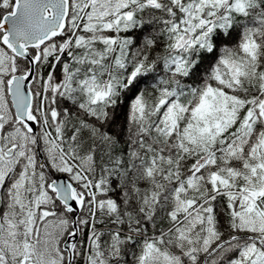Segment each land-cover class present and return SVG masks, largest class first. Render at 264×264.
<instances>
[{"label": "trees", "instance_id": "1", "mask_svg": "<svg viewBox=\"0 0 264 264\" xmlns=\"http://www.w3.org/2000/svg\"><path fill=\"white\" fill-rule=\"evenodd\" d=\"M211 1L70 0L64 33L31 50L41 54L35 135L15 119L7 93L9 77L29 63L1 44L0 31L8 104L7 115L0 108V264L25 256L45 264L47 252L48 262L67 263L73 213L49 189L62 174L84 196L72 264H264L254 246L256 237L264 243L256 210L264 184L210 188L211 164L231 151L243 154V167L228 179L245 180L255 144L264 181V67L253 75L264 42L243 26L264 20L259 9L244 12L264 0ZM12 6L0 0V22ZM251 44L257 62L241 74L237 56ZM247 191L260 193L257 205ZM249 207L261 217L256 232L241 228Z\"/></svg>", "mask_w": 264, "mask_h": 264}, {"label": "water", "instance_id": "2", "mask_svg": "<svg viewBox=\"0 0 264 264\" xmlns=\"http://www.w3.org/2000/svg\"><path fill=\"white\" fill-rule=\"evenodd\" d=\"M69 13L70 0H14L11 12L1 18L2 45L16 58L26 59L29 63L27 73H15L9 77L7 93L15 119L25 125L32 135L37 133L38 121L32 113L34 95L31 85L41 54L31 53V50L41 49L51 39L62 35L67 27ZM183 39L185 36L181 41ZM11 153L12 150H9L8 154ZM49 189L55 194L56 200L74 214L73 231L62 246L67 253L66 264H72L80 238L77 219L84 196L79 195L73 182L64 174L54 177Z\"/></svg>", "mask_w": 264, "mask_h": 264}, {"label": "rangeland", "instance_id": "3", "mask_svg": "<svg viewBox=\"0 0 264 264\" xmlns=\"http://www.w3.org/2000/svg\"><path fill=\"white\" fill-rule=\"evenodd\" d=\"M211 2H213V0ZM150 4L153 5L154 2H150ZM244 8L245 7H242V6L238 7L237 11L238 10H239L238 12L244 11L245 10ZM256 9H259L258 11L260 12L261 15L264 14V8H253L251 13L253 14L256 11ZM208 13L209 14L212 13V9H209ZM206 19H208V18H206ZM208 21L210 22L212 20L208 19ZM263 22H264V20H262V22H259L257 19H255L253 24H251V22H249V23H246L247 24L246 26L245 25H243V26H244L245 30L252 32L251 36L254 37L255 40L260 39V41L264 42V27H262L264 25H261ZM197 26H200L199 21L197 23ZM230 46H232V44ZM246 46L247 47L243 48L242 52H240L239 55L237 56L238 63H240L242 65V69L239 70V72L241 70H243L241 72V74H245L246 70L251 69L250 67L252 66V62L253 63L256 62V57L251 56L253 50H255L254 45L251 44V45H246ZM243 47H244V44H243ZM231 49L234 50L235 48H231ZM249 55H250V57H249ZM246 63H248V65L250 67H245ZM259 64L262 65V67L259 66ZM263 67H264V61L259 60L258 64L253 67V69L255 68V70L253 71V75L258 74L260 69L262 70ZM262 73L264 74V71ZM246 82H247V80H244V83H246ZM253 97H254L253 100H255L254 95H253ZM256 97L261 99L263 96L261 97V94L258 93L256 95ZM6 101H7L6 96H5V94H3V96L0 100V108H1V111L3 113L6 112V115H7L8 104L6 103ZM263 107H264V97L259 102V108H260L261 112H263ZM44 110H45V107H44L43 103H41L40 113L45 118ZM21 135H22V137H24V138H22V140H27L28 137H26L24 132H22ZM256 145L257 144H255L251 148L249 156H248L249 159H254V160H256V162L253 164L249 163V166L245 169L246 172L248 173L245 180H243L244 178L241 179L239 176L234 177L233 180L228 179L230 177V175L235 174L233 172L237 169V167H239V166L243 167L241 164L243 154L241 155V153H236L234 151H231V152L227 153V155L224 157L225 159L221 160L218 165L211 164V166H210V172H211L210 184H211V187L210 188L216 189L218 186H227L225 184H230L231 181H232V185L238 186L242 189L247 188V185L251 186L253 183L263 185L264 181L260 177V175L258 174L257 166H258V161H259L260 157H259V152H258V146H256ZM22 146H23V148H25L26 144L23 143ZM11 148H13V147H11V146L7 147L8 150ZM243 181H245V183ZM245 190H248V189H245ZM247 192H248L247 194L249 195L250 198H252L253 201L254 200L256 201L258 196L260 197V193L258 191H256V192L255 191H251V192L247 191ZM48 201H50V202L52 201L51 195L50 196L48 195ZM259 205H260V209L262 211L259 210L258 206H257L256 210L261 214V217L263 218L264 217V205L263 204H259ZM55 213H57V212H55ZM246 215L249 218H247L243 213L240 214L239 218L241 221V228L248 230V232L249 231L250 232L258 231V226H259L258 224H259V220H261V217H259L258 213L255 212V209H253L252 207H249L248 213H246ZM244 220H245V222H244ZM244 223L247 224L248 226H246ZM246 238H249V237H244L243 239H246ZM250 238H252V237H250ZM220 244L221 245H219L218 248H221L223 246V243H220ZM48 255H50V252H47L45 255L46 259H47V262L45 264H57V261L59 258L56 257L55 259H52L48 262ZM20 264H35V263L31 259V257L25 256L24 258H22Z\"/></svg>", "mask_w": 264, "mask_h": 264}, {"label": "flooded vegetation", "instance_id": "4", "mask_svg": "<svg viewBox=\"0 0 264 264\" xmlns=\"http://www.w3.org/2000/svg\"><path fill=\"white\" fill-rule=\"evenodd\" d=\"M246 11H249L251 13L252 9L251 10H245L244 12ZM243 21V20H242ZM244 25V23H243ZM256 62H257V58H256ZM264 109V107H263ZM261 230L262 232L264 233V223L262 224V227H261ZM255 238V237H254ZM256 247H258L259 249H261V251L264 253V243L261 242L260 238L259 237H256L255 238V241H254Z\"/></svg>", "mask_w": 264, "mask_h": 264}, {"label": "bare ground", "instance_id": "5", "mask_svg": "<svg viewBox=\"0 0 264 264\" xmlns=\"http://www.w3.org/2000/svg\"><path fill=\"white\" fill-rule=\"evenodd\" d=\"M214 18V17H213ZM80 215V214H79ZM73 217H74V214H73ZM73 217H72V220H73ZM79 217V216H78ZM77 221H78V219H77Z\"/></svg>", "mask_w": 264, "mask_h": 264}]
</instances>
